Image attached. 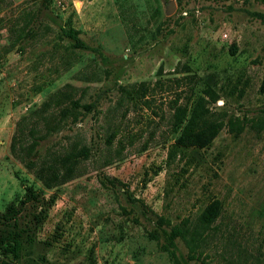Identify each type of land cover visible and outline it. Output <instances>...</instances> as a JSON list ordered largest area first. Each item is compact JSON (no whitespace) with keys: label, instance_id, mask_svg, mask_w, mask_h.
<instances>
[{"label":"rangeland","instance_id":"1","mask_svg":"<svg viewBox=\"0 0 264 264\" xmlns=\"http://www.w3.org/2000/svg\"><path fill=\"white\" fill-rule=\"evenodd\" d=\"M260 16L262 0H0V217L29 188L46 207L14 264H173L162 233L172 226L187 230L175 242L190 264H264ZM141 81L149 106L130 105L118 85ZM65 84L94 108L42 146L80 137L92 152L83 175L48 189L10 141L17 120ZM191 93L225 124L205 148H176L172 105ZM214 200L220 212L202 225ZM11 256L0 248V264Z\"/></svg>","mask_w":264,"mask_h":264},{"label":"trees","instance_id":"2","mask_svg":"<svg viewBox=\"0 0 264 264\" xmlns=\"http://www.w3.org/2000/svg\"><path fill=\"white\" fill-rule=\"evenodd\" d=\"M64 35L73 41L75 48L86 47L77 30L69 28ZM87 79L90 78L87 77ZM118 90L120 96L130 105L139 100L144 101L146 105L149 104L145 96L151 90V86L145 81L118 85ZM83 92V88L65 84L52 93L39 107L23 115L16 122L10 141V152L48 189L56 188L83 175L86 169L84 162L91 157L92 148L80 137L69 138L67 143L61 146L56 144L42 146L43 140H48L50 136L66 126L76 124L85 113L94 108L95 102L82 101ZM216 98L212 96L213 101ZM207 103L208 100L204 96H195L194 93L186 96L182 104H179L177 100L173 102L172 131H179V135L174 140V147L205 148L212 143L225 122L213 116ZM227 123L231 129L242 130L243 126L237 124V127H234L231 119ZM116 132L117 129L112 128L105 137V142L109 143ZM111 160L106 162L110 163ZM28 192L27 200L17 206L10 205L8 211L0 217V224L10 227L7 232L1 231L0 228V248L4 253L12 255L11 258L2 260L4 264H14L19 260L23 234L32 231L46 217L44 198L39 197L32 188H29ZM50 201H53V198ZM219 212L218 200L212 201L202 211L200 223L209 225L216 219ZM24 213H28V217L24 215L26 219H23ZM186 231L184 227L172 226L169 230L162 232L165 238L163 248L169 252L173 264H190L179 258L175 242L178 237L184 238ZM152 236L159 237L157 234Z\"/></svg>","mask_w":264,"mask_h":264},{"label":"water","instance_id":"3","mask_svg":"<svg viewBox=\"0 0 264 264\" xmlns=\"http://www.w3.org/2000/svg\"><path fill=\"white\" fill-rule=\"evenodd\" d=\"M175 4L174 3H171L169 6H168V13H173L174 10H175Z\"/></svg>","mask_w":264,"mask_h":264}]
</instances>
